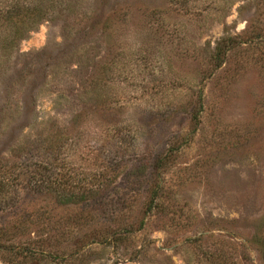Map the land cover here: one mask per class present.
<instances>
[{"label":"rangeland","instance_id":"374dc122","mask_svg":"<svg viewBox=\"0 0 264 264\" xmlns=\"http://www.w3.org/2000/svg\"><path fill=\"white\" fill-rule=\"evenodd\" d=\"M56 1L0 52V161L15 180L0 224L22 220L23 241L49 226L55 254L32 264H259L264 0ZM226 36L240 42L215 68ZM37 165L52 189L18 177ZM139 219L131 243L81 239Z\"/></svg>","mask_w":264,"mask_h":264},{"label":"trees","instance_id":"16d2710c","mask_svg":"<svg viewBox=\"0 0 264 264\" xmlns=\"http://www.w3.org/2000/svg\"><path fill=\"white\" fill-rule=\"evenodd\" d=\"M52 3L53 5H51ZM56 8H58V1L56 0H0L1 56L16 52L19 43L27 38L28 34L35 29L36 25L50 18L49 16L56 11ZM238 37L239 36H226L217 42L215 52L211 58V62L214 64L213 66H215V68H220L225 64L228 53L236 47V43L239 41ZM198 107H203L201 96L199 97ZM196 119L197 115L195 114L192 119L193 122ZM3 160L0 161V204L7 206L9 199H11L10 197L15 191L12 184V181H15L14 177H12L14 166L6 168L5 164L1 163ZM166 160V158L160 159L155 167L156 171L163 167ZM18 177L21 179L23 178L25 181H29L31 184L38 185L39 188L43 187V189L47 190L53 188L51 174L48 169L42 165H37L33 169L25 168V171L21 166ZM60 197L65 202L76 200L77 198L75 194L71 193H63ZM95 197L96 192H93L91 188L88 190L87 196L82 197L80 200L89 201L95 199ZM159 199V196L156 198L152 197L151 202L153 203L155 200L159 201ZM13 222L14 223L0 224V260L2 264H32V262L49 260L53 257L55 252H52L49 248L51 246V239L53 237L56 238V235L51 234L49 226L46 228L42 227V230L39 232V238L32 241H30L31 239L23 241L25 236L22 231L26 232L27 229H24L26 223L24 225L22 220ZM144 226V220L139 219L134 220V222L132 220L129 224L125 223L122 226L120 225L119 228L111 229L112 231L92 228L88 229L89 231H87L81 239L85 242L86 246L93 243H103L105 247L107 245L118 247L122 246L125 242L131 243L132 235L142 231ZM257 234L256 237H253L254 242H252L255 244L256 251L259 255V264H264V229H261ZM67 238L69 237L66 233L62 232L59 238H57V241ZM59 252L60 251H58V253ZM59 254L63 255V258H65L69 253L65 255V253L61 252ZM236 262H233V264H239L238 261Z\"/></svg>","mask_w":264,"mask_h":264}]
</instances>
